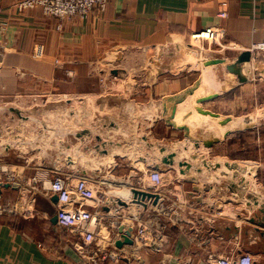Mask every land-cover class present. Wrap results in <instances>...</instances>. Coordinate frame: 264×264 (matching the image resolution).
Segmentation results:
<instances>
[{
    "label": "rangeland",
    "instance_id": "374dc122",
    "mask_svg": "<svg viewBox=\"0 0 264 264\" xmlns=\"http://www.w3.org/2000/svg\"><path fill=\"white\" fill-rule=\"evenodd\" d=\"M223 51L228 52L225 43L187 38L147 57L127 51L102 54L91 62L101 86L97 98L46 95L0 102V159L27 165L28 173L40 166L106 176L109 182L117 181L105 191L112 199L122 191L120 186L127 191L147 187L146 174L158 171L164 178L166 207L176 202L175 188L180 192L179 206L211 202V208H246L247 195H264V85L255 97L243 94L238 104L230 105L228 97L221 101L222 90L216 93L210 80L217 90L226 86L221 81L225 69L216 60ZM114 76L122 79L116 85L108 83ZM173 79L182 87L175 98L150 101L133 95L140 84L150 88L156 80ZM258 113L260 119L253 125L244 122L248 118L252 122ZM241 119L243 127L227 130L230 120ZM224 161L256 162L257 177L248 178L256 175L249 164L228 171ZM222 174L229 183H236V178L238 185L227 189ZM42 206L46 208L38 199V210ZM212 211L214 216L221 212ZM37 219L24 223L36 224Z\"/></svg>",
    "mask_w": 264,
    "mask_h": 264
},
{
    "label": "crops",
    "instance_id": "0c3cea01",
    "mask_svg": "<svg viewBox=\"0 0 264 264\" xmlns=\"http://www.w3.org/2000/svg\"><path fill=\"white\" fill-rule=\"evenodd\" d=\"M19 1L0 0V102L46 95L97 98L101 86L93 76L91 62L102 54L127 51L147 57L158 48L214 26L226 31L223 44L228 52L218 53L216 60L225 69L221 81L231 85L221 92L220 100L226 102L228 97L230 105L238 104L243 94L255 97L264 85V64H257L264 61L262 57L242 65L244 83L226 69L242 52L264 41V0H108L104 11L61 25L39 8L18 11ZM223 2L227 4L225 19L218 17ZM121 80L114 76L108 83L116 85ZM150 84V88L140 84L133 95L139 100L162 101L165 96H179L182 89L174 79ZM210 86L218 87H214L213 79ZM226 162L251 168L254 165L256 175L248 178L257 177L256 162ZM226 179L227 189L238 185L236 178V183ZM14 193V186L5 191L10 198ZM247 199L246 208H211V202L183 206L169 228L168 246L162 252L145 255L144 264H208L209 257L243 253L252 254L256 264H263V239L255 228L258 222H264L260 211L264 195L250 194ZM39 202L46 206L39 209L43 216L54 215L45 199L40 197ZM217 209L221 212L214 216L212 210ZM43 216L36 224L24 223L18 217L0 218V264H87L72 246L70 236L51 223L52 216L49 220ZM203 216L206 222L199 223ZM259 231L264 233V228L259 227Z\"/></svg>",
    "mask_w": 264,
    "mask_h": 264
},
{
    "label": "built area",
    "instance_id": "2783aa9c",
    "mask_svg": "<svg viewBox=\"0 0 264 264\" xmlns=\"http://www.w3.org/2000/svg\"><path fill=\"white\" fill-rule=\"evenodd\" d=\"M107 5L108 0H21L16 9L22 12L39 8L44 16L56 19L61 25L75 17L86 18L95 11H104ZM221 6L218 17L225 19L227 4L223 2ZM225 36L224 28L214 26L191 38L196 42L217 44L223 43ZM246 51L251 57L248 64L264 58V41L253 44ZM29 169L27 165L18 167L0 159V218L18 217L23 221L39 218L43 215L37 201L40 197L45 199L54 210L56 227L70 236L72 246L87 264H144L145 255L162 252L168 246L169 228L177 221L179 209L186 205H177L180 192L175 188L172 191L176 202L172 201L170 207L164 205V178L158 171L146 174L147 187L137 190L153 197L141 199L132 194L133 205L128 206L112 202L105 192L110 188L106 176L93 178L75 170L40 166L28 173ZM15 182L17 187L10 198L5 191ZM155 196H158L156 204ZM54 197L56 202L52 201ZM43 217L49 220L51 216L45 214ZM204 222L205 217H200L199 223ZM256 263L255 256L250 253L208 258V264Z\"/></svg>",
    "mask_w": 264,
    "mask_h": 264
},
{
    "label": "water",
    "instance_id": "95a60500",
    "mask_svg": "<svg viewBox=\"0 0 264 264\" xmlns=\"http://www.w3.org/2000/svg\"><path fill=\"white\" fill-rule=\"evenodd\" d=\"M250 58H251L250 57V52H248V51L242 52L237 57V60L235 61V63H233L232 65H228L226 67V69L228 70V72H230L231 74L236 75L238 77V81L240 83L246 82V78L243 76V74H241L242 73V70H241L242 68L241 67H242V65L249 63L250 62ZM245 122L247 124H250L251 123V121L249 120V118L248 119H245ZM77 136L80 137L81 135H77ZM84 136H86V135H84ZM84 136H82V137H84ZM194 147L197 148L198 147V144L195 143L194 144ZM6 187H8V186H6ZM132 194L134 195L135 198H141V199L153 197V195L150 194V193H148V192H139V191H137L135 189L132 190ZM52 201L53 202H56L57 201V198L54 197L52 199ZM157 201H158V196H155L154 203L156 204ZM255 205L256 206L259 205V202H256ZM260 208H261V210H260L261 213H264V202H263V204H262V206ZM56 221H57L56 220V216L53 215L52 218H51V223L53 225H56ZM251 222L252 223H255L254 220H251ZM258 226L264 228V222H258ZM259 227L255 228V229H256L257 232H259L260 237L263 239V244H264V233H262V232L259 231ZM263 264H264V262H263Z\"/></svg>",
    "mask_w": 264,
    "mask_h": 264
},
{
    "label": "bare ground",
    "instance_id": "6f19581e",
    "mask_svg": "<svg viewBox=\"0 0 264 264\" xmlns=\"http://www.w3.org/2000/svg\"><path fill=\"white\" fill-rule=\"evenodd\" d=\"M226 84V86L225 87H220L219 88V90H217V89H215V92L217 93V91H224V90H227L229 87H230V84L229 83H225ZM214 93V92H213ZM50 99V98H49ZM23 101V100H22ZM21 105V104H20ZM23 106H24V104H22ZM67 107V106H66ZM22 111V110H21ZM253 118V117H252ZM258 119H260V117H259V113H258V115L256 114V116L253 118V121L251 122V124L253 125V122L254 123H256L257 122V120ZM259 121V120H258ZM244 122H245V120H244ZM243 122V119H241V120H234V121H232V120H230L229 121V123H228V126L230 127V129L228 128V126H227V130H232L233 128H239V127H243V125H245L246 123H244ZM116 123V122H115ZM75 126V125H74ZM74 130V129H73ZM62 136V135H61ZM106 141V140H105ZM107 143H110V141L108 142V140L106 141ZM60 143H61V141H60ZM62 144V143H61ZM60 144V145H61ZM195 143H193V145H194ZM56 145H57V143H56ZM104 145V144H103ZM59 146V145H58ZM62 146V145H61ZM22 147H23V145H22ZM100 147V146H99ZM59 148V147H58ZM194 149L195 150H197V149H199V147H197V148H195L194 147ZM66 150V149H65ZM200 151V150H199ZM198 151V152H199ZM65 153V152H64ZM203 154V153H202ZM197 156V155H196ZM204 159V158H203ZM203 159H202V161H203ZM206 161V160H205ZM204 161V162H205ZM201 162V161H200ZM199 162V163H200ZM207 163H209V162H207ZM206 163V166L207 165H209V164H207ZM225 163V168H227L228 169V171H231V170H234V171H236V170H238V169H240V167L236 164V165H229V164H226L227 162L225 161L224 162ZM193 165V164H192ZM61 166H62V164H61ZM243 166H245V165H243ZM254 166V165H253ZM252 166V170H254L253 167ZM213 167V166H212ZM207 168H209V167H207ZM211 168V167H210ZM224 171H226V170H224ZM243 171V170H242ZM244 171H246V170H244ZM187 172V171H186ZM185 172V173H186ZM184 173V172H183ZM225 173V172H224ZM232 173V172H231ZM236 173V172H235ZM239 173V172H238ZM228 174V173H227ZM237 174V173H236ZM181 175V174H180ZM187 175V174H186ZM251 176V175H250ZM184 177H185V175H184ZM111 178V177H110ZM113 178V177H112ZM245 178V177H244ZM246 180H247V178H246ZM116 181V180H115ZM115 181H111L110 182V187H114L112 184H114L115 183ZM250 181V180H249ZM114 182V183H113ZM117 182V181H116ZM253 184V183H252ZM120 187H122V186H120ZM123 189H122V191H120V193L118 194V195H116L115 196V198L113 197V199H112V202H115V204H119V203H117L118 201L120 202V204L121 203H123V204H126V205H128V206H132L133 205V200H132V197H133V195H132V188L131 189H129V191H127V187H122ZM236 192V191H235ZM238 193V192H237ZM246 194V193H245ZM256 194V193H255ZM240 197V196H239ZM110 199H111V196H110ZM245 201V200H244ZM119 204V205H120ZM246 204V203H245ZM119 205H117V206H119ZM120 207V206H119Z\"/></svg>",
    "mask_w": 264,
    "mask_h": 264
}]
</instances>
